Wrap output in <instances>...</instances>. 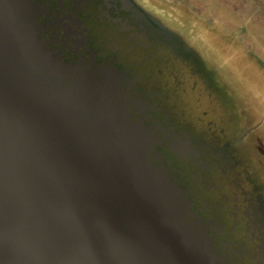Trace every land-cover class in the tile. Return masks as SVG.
<instances>
[{
	"label": "water",
	"instance_id": "water-1",
	"mask_svg": "<svg viewBox=\"0 0 264 264\" xmlns=\"http://www.w3.org/2000/svg\"><path fill=\"white\" fill-rule=\"evenodd\" d=\"M40 1L0 0V264H233L150 96L89 47L82 17ZM59 12L82 21L80 53L62 26L44 39Z\"/></svg>",
	"mask_w": 264,
	"mask_h": 264
},
{
	"label": "rangeland",
	"instance_id": "rangeland-1",
	"mask_svg": "<svg viewBox=\"0 0 264 264\" xmlns=\"http://www.w3.org/2000/svg\"><path fill=\"white\" fill-rule=\"evenodd\" d=\"M62 2L82 17L89 47L139 77L153 119L188 144L187 175L174 170L191 181L210 236L227 255L232 243L240 264H264V0H112L113 12L125 8V33L108 21L93 29L84 4Z\"/></svg>",
	"mask_w": 264,
	"mask_h": 264
},
{
	"label": "flooded vegetation",
	"instance_id": "flooded-vegetation-1",
	"mask_svg": "<svg viewBox=\"0 0 264 264\" xmlns=\"http://www.w3.org/2000/svg\"><path fill=\"white\" fill-rule=\"evenodd\" d=\"M60 1H62V0H59L57 3H59ZM74 2H76V1H74ZM77 3H79L80 5L81 4H84L82 8L85 9V10H88L87 12L89 14V16H88L89 17V22H90V24H91V26H92L93 29H100V27L103 25V23L104 22L107 23L106 21H108V23H110V25L115 24V25H117V27L119 26L121 33H125V32H127V30H130V29H128L129 27L126 26L127 25V22H126L127 19L125 18L126 16L124 15L126 11H125V8L121 4H120V7H119L120 12H121L120 13L118 11L119 9L116 8V5L114 6L115 7V12L112 11V8H111L113 6L112 1L106 2L105 0H83V1L82 0L81 1L80 0H77ZM77 6L78 5H76V7ZM79 12H80V9H79ZM122 15L124 17H122ZM133 37H135V39H136L135 43L138 46H146V43L141 42V39H142L141 36H133ZM142 37H143V39H146L144 36H142ZM104 50H105L104 52H107V53L110 54V52L107 51V49L104 48ZM96 51L97 52H100L98 50H96ZM133 79L136 82H140V80H141L139 77H136V78H133ZM165 149L168 150L169 148L168 149L165 148ZM166 150L163 149V151L165 153L167 152ZM170 151H172V150H170ZM171 153H172V156L171 157H172V160L174 162V165H171L172 164L171 163L172 160L169 159L170 157H168V155H167V158H168V161H169V164H170L171 168L174 170V167L177 168L178 166H180L181 167L180 169H176L177 171L176 170H174V171L180 172L183 175H185V174L187 175V171H185V170L182 171V169L184 168L183 164L184 165L185 164L188 165V163H189L188 162V159L185 158V157H183L180 154L174 153L173 151ZM178 177L180 178L181 183L190 190V187L188 186L190 184V182H191L190 181V178H189V181H190L189 184L186 185V184L183 183V181L181 179L182 178L181 177V174H179ZM192 177H193V179L195 181H197V179H198V176L197 175L193 174ZM192 201H193V207H194V204H196V206H199L200 205L198 199L195 200V198H192ZM203 203L206 205L207 204V201L206 200H203ZM197 210H200V208L197 207ZM235 216L236 215H234V217ZM210 223H211V221H210ZM234 229H235V227L233 228V230ZM212 236L214 237L215 246H216V249H217L218 253L222 257H224L227 261L232 262V263H234L235 259L237 258V264H240V262L242 261L241 260L242 257H240L238 255L239 252L237 250H234L233 249L232 243H230V244L228 243V248L227 249L229 251V255H227L228 253L226 252L225 246L220 247L221 245H219V243H217L218 241H217L216 234H213ZM224 244H225V242H224Z\"/></svg>",
	"mask_w": 264,
	"mask_h": 264
},
{
	"label": "bare ground",
	"instance_id": "bare-ground-1",
	"mask_svg": "<svg viewBox=\"0 0 264 264\" xmlns=\"http://www.w3.org/2000/svg\"><path fill=\"white\" fill-rule=\"evenodd\" d=\"M36 7H42V3L40 0H32ZM59 3H63L60 1ZM40 15H46L45 13L48 12L50 9L48 7L44 8L42 10V13L40 12V9L37 8ZM82 21L79 18H72L69 16H64L61 14V12L58 13L56 19L49 24L50 31L45 33L44 39L46 40L50 33V35L54 38L55 35H57V29L58 27L62 26L65 29L64 33V40L66 41L69 37L74 38L75 49L77 53H80L81 50L85 47L84 46V34L81 31L82 27ZM31 29V28H30ZM80 29V30H79ZM50 36V37H51ZM47 43V42H46ZM181 142L180 140H176L173 137H164L163 136V145H165L167 148L172 150L176 154H180L185 158H189V155L192 153V151L187 148V143Z\"/></svg>",
	"mask_w": 264,
	"mask_h": 264
}]
</instances>
